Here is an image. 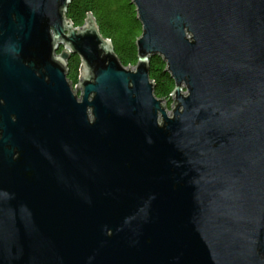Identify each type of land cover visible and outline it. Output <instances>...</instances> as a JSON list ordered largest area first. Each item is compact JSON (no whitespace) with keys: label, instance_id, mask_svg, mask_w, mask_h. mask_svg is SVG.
Wrapping results in <instances>:
<instances>
[{"label":"water","instance_id":"1","mask_svg":"<svg viewBox=\"0 0 264 264\" xmlns=\"http://www.w3.org/2000/svg\"><path fill=\"white\" fill-rule=\"evenodd\" d=\"M131 2L134 68L70 0H0V264H264V0Z\"/></svg>","mask_w":264,"mask_h":264},{"label":"trees","instance_id":"2","mask_svg":"<svg viewBox=\"0 0 264 264\" xmlns=\"http://www.w3.org/2000/svg\"><path fill=\"white\" fill-rule=\"evenodd\" d=\"M90 12L96 21L100 33L110 39L114 51L124 66L137 62L136 39L142 31L137 18L135 5L131 0H70L66 9V18L73 26L80 27ZM61 48L57 50L59 53ZM166 62L160 55L148 59L149 78L153 80V92L158 98L171 102L174 81L167 70ZM80 58L71 54L66 61V76L72 85L79 81Z\"/></svg>","mask_w":264,"mask_h":264},{"label":"rangeland","instance_id":"3","mask_svg":"<svg viewBox=\"0 0 264 264\" xmlns=\"http://www.w3.org/2000/svg\"><path fill=\"white\" fill-rule=\"evenodd\" d=\"M129 67H131V68H134V65H131V66H129ZM78 84H75V85H73L72 86V88H73V90L75 89V87L77 86ZM78 95L80 94V89L79 88H76V91H75ZM168 100L167 101H165V105H166V110H167V112L168 113H170V111H171V107H172V98H171V102H170V104H168Z\"/></svg>","mask_w":264,"mask_h":264},{"label":"built area","instance_id":"4","mask_svg":"<svg viewBox=\"0 0 264 264\" xmlns=\"http://www.w3.org/2000/svg\"><path fill=\"white\" fill-rule=\"evenodd\" d=\"M63 47H61V49H62ZM171 95V94H170Z\"/></svg>","mask_w":264,"mask_h":264}]
</instances>
